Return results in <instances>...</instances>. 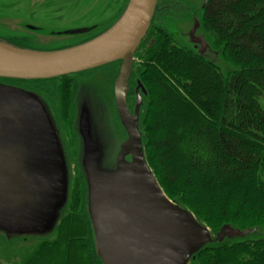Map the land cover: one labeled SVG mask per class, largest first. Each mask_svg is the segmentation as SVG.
I'll return each instance as SVG.
<instances>
[{"label": "water", "instance_id": "obj_1", "mask_svg": "<svg viewBox=\"0 0 264 264\" xmlns=\"http://www.w3.org/2000/svg\"><path fill=\"white\" fill-rule=\"evenodd\" d=\"M41 1L34 3H46ZM209 1L204 0V10ZM158 3L125 0L118 17L98 36L61 48L66 37L53 35L59 29L71 39L88 28L39 27L31 21L22 31L31 46L0 37V78H53L120 62L116 106L106 87L87 78L81 79L74 102L79 168L87 179V211L103 264H191L207 244L255 232L232 223L212 230L167 195L148 162L140 129L141 94L134 112L128 96L135 53ZM202 27L195 17L184 35L201 56L211 58L215 51ZM72 167L49 100L37 90L0 80V232L26 241L51 239L69 201Z\"/></svg>", "mask_w": 264, "mask_h": 264}, {"label": "trees", "instance_id": "obj_2", "mask_svg": "<svg viewBox=\"0 0 264 264\" xmlns=\"http://www.w3.org/2000/svg\"><path fill=\"white\" fill-rule=\"evenodd\" d=\"M205 21L240 69L225 78L203 57L158 35L143 56L151 82L142 126L146 153L166 191L179 194L207 224H264V0H210ZM57 93L60 101L68 95L65 87ZM65 219V243L51 250L45 243L37 264H86V252L91 264H102L93 236L88 239L90 221ZM198 258L201 264H264V237L213 242Z\"/></svg>", "mask_w": 264, "mask_h": 264}, {"label": "rangeland", "instance_id": "obj_3", "mask_svg": "<svg viewBox=\"0 0 264 264\" xmlns=\"http://www.w3.org/2000/svg\"><path fill=\"white\" fill-rule=\"evenodd\" d=\"M32 1H34V0H0V35L8 34L9 37L15 36V37H19V39H25L24 38L25 33L22 32L24 30L26 31L25 23H27V22L30 23L31 21L32 22L34 21L33 18H30L28 16L29 12H30L29 11V7H30L29 4L32 3ZM35 1H37L38 3L42 2L41 0H35ZM181 1L190 5L192 8H194L196 10V16L195 17H198L202 21V25H203V27L201 29V33L206 34V36L208 37L209 43L211 44V47L213 48L215 53L209 54L211 58H206V57L201 56L199 54L198 50L194 48V44H192L190 42V40H187L186 35H184L185 31H187L190 27H192V25L194 23V18H195L193 16L195 14L190 16L189 13L188 14L184 13L181 17H179V15L182 14L179 10L171 11L170 15L165 16V24H164L165 28L164 29H161L160 27H154L153 30H151L150 32L147 33V35L145 36L146 42L141 43L144 45L142 46V48L140 45V47L138 48L136 55H135V63H134L133 71L131 74L130 91H129V96H128L130 109L132 110V112H134L138 94L139 93L141 94L142 106L140 109V129H141V131H143V133L145 131L143 130L142 126H143L144 121L147 117L148 106L151 102V90L149 88L151 86V82H150L149 78L147 77V71H148L149 66H147L146 65L147 63L143 61V56L146 53V46H150L151 44H153L156 41V39L159 38L158 35H161V34L166 35L169 43L183 47L184 49L192 52L194 55H198V56L203 57L204 59H206L207 61L212 63L214 66L219 68L220 71L223 73L225 78L229 77L231 72L240 69V66L234 65L232 62H230L226 58V56H225L226 46L224 44L219 43L216 36H214L213 32L206 25L205 16H204L205 11L203 9L204 0H181ZM67 2H70V1H67ZM88 2H89V4L92 3L91 1H88ZM163 2H169V3L175 4V3H179L180 1L179 0H160V5L163 4ZM104 3H105V1H102V0H100L99 3L94 2L95 7H89L86 10L85 17H84L83 21H85V20L91 21L93 15L95 14L96 8H98L99 5H102ZM83 4L88 5L87 0H85L83 2ZM122 4H123V2L121 1V6H124ZM121 9H122V7H121ZM88 12L89 13L92 12V14H88ZM13 13H14V16L12 15ZM45 13H46L45 11L41 10L39 13L40 14L39 19L44 20L45 16H46ZM117 15H118V11H116L115 19L118 17ZM95 21H96V19H95ZM79 22H82V21H79ZM97 24H99L100 26H102V25L106 26V24L103 21L97 22ZM108 27L109 26H106L104 28L100 27L99 29H94L91 32V34H90L91 37L89 39H92V38L98 36L102 31H104ZM18 30H21V31H18ZM178 31H183V33H181L182 34L181 37L179 36L180 33L178 34ZM79 37H82V36H79ZM43 38L40 39L41 42L44 41V39H45V41L48 40L46 38H44V39ZM70 38H75V37H70ZM27 41L28 42L23 43V44H18L15 42H14V44H17L20 46L31 45L32 40L30 38H28ZM81 41H82L81 39L75 40V42H81ZM55 44H57V43H55ZM55 44H53V46H55ZM119 70H120V62L117 61V62H114L111 64L110 63L106 64V65L98 67V68H94V69L90 70V72L83 71L80 73L67 74L66 76L54 77V78L58 79L57 82L62 87H65L67 89V94H68L67 98L69 97L71 99L72 92H73L72 82L75 84L76 92H75L74 98L72 100V107L75 110L74 121H75V117L77 114V107L75 106L74 102H75L76 94L79 90V84H80L81 79H83V78H85V79L87 78V80L91 79V80H94L98 86L101 85L103 87H106L110 91L112 101L114 102V104L116 106L114 86H115V82H116V79H117L118 74H119ZM20 83H22V85L28 86L27 84H23V81ZM28 87H30V86H28ZM32 89H35V88L33 87ZM103 94L105 96L106 91H103ZM262 101L264 104V98L262 99ZM74 121H73L72 131L74 132V134L77 136V138L79 140L78 135L75 133ZM121 128L123 129V127H121ZM79 143H80V141H79ZM78 151H79V145H78ZM147 159H148V155H147ZM75 162H76V167H75ZM148 162H149V159H148ZM149 164H150V162H149ZM72 166H73L72 170H73L74 179L77 176V170L76 169H78L81 173H83L85 180H86V184H87L86 176H85L84 172L79 168V157H77V158L74 157L73 162H72ZM150 166L152 167L151 164H150ZM154 171H155V169H154ZM155 174L157 176L156 171H155ZM157 179L160 182L163 189L165 190V192L167 193V195L171 199L176 198L180 201V199H179L180 195L179 194H177V195L175 194L174 196H171L166 191L164 186L162 185L158 176H157ZM87 192H88V184H87ZM71 201H72V198L68 201L66 207L64 208L63 219L60 222V224L58 225L57 230L54 232V234H52L51 239H49L48 237L47 238L32 237L33 240H27L26 241V240H24V237L20 238V237L12 236L11 234L8 235L4 232H0V264H37L38 263L37 260H38L39 256L43 252L48 250V249H45V250L43 249V251H41L42 248L45 246V243L49 242V244H51V247L49 248L50 250L53 247L55 248L57 246H60L61 244L63 245L66 241L67 223L65 222L64 225H62V224L64 222V218L66 216L67 209L71 208ZM225 223H232L235 227H238L242 230L252 228V229H255V232L254 233H252V232L248 233L245 236H236V237H228L227 236V237H225V239L221 243H224V244L233 243L237 239H246V238L254 237V236H263L264 237V224H261V223H257V224L252 223V224H248V225H243L242 223L234 221L233 219H228V220H225L223 223H220L216 226H211L210 224H208V225L212 228V230H214L216 228V230L218 231V230H220V228ZM216 242H218V241H216ZM207 245H209V244H207ZM201 251L198 253V255L201 253ZM37 252L39 253V255L37 257L33 258V256ZM85 256H86V264H91L92 260L90 258L91 256H90L89 252H86ZM94 263L97 264L96 262H94ZM196 264H201V261L199 260V258H198V260H196Z\"/></svg>", "mask_w": 264, "mask_h": 264}, {"label": "flooded vegetation", "instance_id": "obj_4", "mask_svg": "<svg viewBox=\"0 0 264 264\" xmlns=\"http://www.w3.org/2000/svg\"><path fill=\"white\" fill-rule=\"evenodd\" d=\"M44 1H46V3L41 5L35 4L34 3L35 0L29 4L30 12L28 16L30 18H33V20L38 24L42 25L39 27H44V25L47 26L48 24V25H59V26L65 25L61 27H66L65 28L66 30L67 27H82L85 29L88 28L86 31L87 33L81 34L82 37H75L71 39H69L66 33L62 31L64 29H59L58 33L56 34L52 33L53 35H63L66 37L64 40L60 41L62 45L59 46V48L73 44L77 39L78 40L81 39L82 41H85L91 37L90 34L94 29H99L100 27L109 26L111 22L115 20L116 11H119V9H121L122 7L121 1L123 2V4L125 2V0H102L105 1V3L99 5L98 8H96L95 14L93 15L91 21L89 20L83 21L86 10L89 7H95L94 2L99 3L100 0H87L88 5L83 4L85 0H70L71 2H75V4L67 2L69 0H44ZM88 1H91L92 3L89 4ZM179 1H180L179 3H175V4L169 2H163V4L160 5V0H159V6L155 12L151 29H153L154 27H160L161 29H164L165 16L170 15L171 11L179 10L182 13L179 15V17H181L184 13L187 14L190 13L191 15L195 14L193 17L196 16V10L194 8H192L190 5L184 3L181 0ZM41 10L46 12L45 13L46 17L44 20L39 19V15H40L39 13ZM92 12L91 13L88 12V14H92ZM205 15H206V11L204 13V16ZM101 21H103L106 24V26L104 25L100 26L99 24H97V22H101ZM5 37L8 40L18 44H23L28 42L26 37H25L26 40L19 39V37H15V36L13 37L5 36ZM6 81L13 83L16 82L17 84H22L20 82L23 81V84H27L32 88L34 87L35 89L39 90L41 93H43L51 100L55 113L57 115L59 128L63 136V141H65L69 146L73 159L74 157L77 158L79 140L72 131L74 114H75V110L72 107V100L76 92L75 84L72 82L73 92L71 99H68L66 97L64 101H60L58 98L57 89L58 87H62V86L57 82L58 81L57 78L34 79V80L6 79ZM75 167H76V162H75ZM76 170H77V176L75 177L74 181L71 183V186L73 185L72 201H71V208L68 213L69 215L67 216V218L70 216H82V217L85 216L87 221L89 220L87 214V206H86L87 184L83 173H81L78 169ZM88 231H89L88 239H92V231L90 233L89 227H88Z\"/></svg>", "mask_w": 264, "mask_h": 264}]
</instances>
